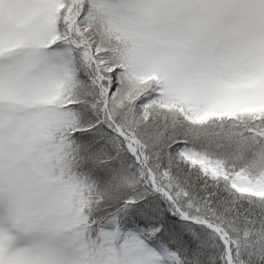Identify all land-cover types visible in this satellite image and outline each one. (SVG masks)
Segmentation results:
<instances>
[{"label":"snow or ice","instance_id":"6c2138e0","mask_svg":"<svg viewBox=\"0 0 264 264\" xmlns=\"http://www.w3.org/2000/svg\"><path fill=\"white\" fill-rule=\"evenodd\" d=\"M0 264H264V0H0Z\"/></svg>","mask_w":264,"mask_h":264}]
</instances>
